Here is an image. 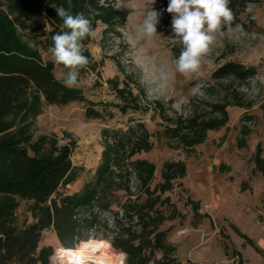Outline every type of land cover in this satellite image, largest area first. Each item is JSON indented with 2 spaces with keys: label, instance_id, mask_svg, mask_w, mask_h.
Masks as SVG:
<instances>
[{
  "label": "rangeland",
  "instance_id": "rangeland-1",
  "mask_svg": "<svg viewBox=\"0 0 264 264\" xmlns=\"http://www.w3.org/2000/svg\"><path fill=\"white\" fill-rule=\"evenodd\" d=\"M98 2L104 8L127 14L124 20L117 18L112 24L101 20L95 23L96 36L89 38L86 47L96 68L81 75L75 86L88 102L98 104L96 109L105 111V118L87 120V105L73 103L65 107L45 106L35 124V138L55 135L59 145L75 144L71 160L74 166L83 168V173L66 191L81 190L94 175L103 151L102 131L125 129L130 119H134V123H144L151 135L152 150L138 153L133 160L155 164L152 189L162 182L161 170L166 161H184L190 171L163 196L168 202L161 207L169 218L162 229L169 230L167 239L171 245L179 246L184 257L190 255L191 260L187 259L186 264H264V174L258 169L255 158L258 155L264 162V0L242 2L232 31L222 30L218 34L210 54L203 60L199 76L184 77L175 73L174 78L171 76L175 72L174 50L180 49L179 56L181 46L173 47L167 40L172 34V16L166 11L168 0H156L155 7L161 12L157 32L161 36L150 48L157 67L170 73L163 95L151 76L153 69L144 64L138 53L143 42L136 37V27L144 0ZM232 13L234 18L235 10ZM28 25L27 30L20 31L22 39L38 50L44 61H52L46 46L52 29L46 7ZM228 61L254 67L258 74L244 83L212 81L213 71ZM54 74L63 82L65 73L57 65ZM111 80L131 89L148 111L142 114L128 111L123 115L115 106L120 101L111 90ZM181 98L187 103L173 107ZM154 102L162 105L163 114L154 110ZM226 103L228 122L218 130L207 132L204 143L210 141L209 146L185 148L178 139L170 137L173 128L182 134L188 132L186 120L191 117L198 121L219 117L216 105ZM203 168L208 169L205 176L200 174ZM132 187L136 195L137 184L133 182ZM141 198H145L144 194ZM126 200L127 193L120 192L113 211H119ZM193 203L199 204L198 213ZM25 208L22 203L18 210L20 221L27 218L31 222ZM111 216L102 214L103 219L109 220L110 229ZM172 216L175 218L170 219ZM106 235H111V231L101 228L90 232L89 241L96 243L79 248L80 243L71 253L65 249L61 264H72L84 258L105 264L102 258L107 256H116L122 262L120 254L127 264L126 254L116 250ZM202 239L209 242L196 248ZM42 247H52L51 264H59L55 252L62 246L52 230L43 233ZM86 249L91 253L86 255Z\"/></svg>",
  "mask_w": 264,
  "mask_h": 264
},
{
  "label": "trees",
  "instance_id": "trees-1",
  "mask_svg": "<svg viewBox=\"0 0 264 264\" xmlns=\"http://www.w3.org/2000/svg\"><path fill=\"white\" fill-rule=\"evenodd\" d=\"M242 2L230 0V8L235 10L231 26ZM43 7L52 28L46 39L48 48L52 46V37L62 31L58 7L70 8L72 14L83 12L91 19L93 28L98 20L112 24L127 15L100 6L98 0H0V264H51L53 248H40L45 231L52 230L60 245L73 251L80 243L79 248L96 243L89 241L90 232L101 228L111 231L106 238L116 250L126 254L127 264H181L174 256L176 248L168 242L169 230L162 229L169 218L161 207L168 202L163 196L186 177L187 165L184 161L164 162L162 182L152 189L155 164L133 160L138 153L153 148L144 123L130 119L125 129L105 128L99 165L82 189L74 193L66 189L83 173V168L74 166L71 160L75 144L59 145L55 135L35 138L36 119L45 106L84 103L87 120L105 118V111L96 109L98 104L88 102L79 89L65 87L55 77L56 65L44 61L39 51L22 39L20 31L29 28V21ZM88 42L89 38L83 41L84 55L90 62L80 76L96 68L86 47ZM178 50H174V58ZM57 67L62 71L61 66ZM257 74L254 67L228 61L213 71L211 79L244 83ZM109 84L120 101L115 106L123 115L128 111L141 114L148 111L127 86L120 87L115 80ZM153 106L164 113L159 102ZM226 107L227 103L216 105L220 114L216 118L187 119L188 132L182 134L173 128L170 137L178 139L185 148L203 144L208 131L218 130L228 122ZM255 158L264 174V162L258 155ZM133 182L139 189L136 195L132 193ZM120 192L127 193V200L119 211H113ZM22 203L31 222L27 218L20 221L18 210ZM193 208L198 213L199 204L193 203ZM104 213L112 214L111 229L109 220L102 218ZM120 255L123 262L124 255Z\"/></svg>",
  "mask_w": 264,
  "mask_h": 264
},
{
  "label": "clouds",
  "instance_id": "clouds-1",
  "mask_svg": "<svg viewBox=\"0 0 264 264\" xmlns=\"http://www.w3.org/2000/svg\"><path fill=\"white\" fill-rule=\"evenodd\" d=\"M230 0H168L166 11L171 14L172 34L167 37L173 47L181 46L178 57L173 63L175 73L184 77L199 76L204 58L210 54L218 34L227 27L232 31L233 13L229 7ZM156 0H144L139 12L140 20L136 27V37L143 42L138 49L144 64L153 69L151 76L161 95L170 73L157 67L156 58L151 54V43L161 36L157 32L161 12L156 7ZM58 17L63 21L62 31L52 37V46L48 49L52 62L62 67L64 71L63 84L72 88L78 85L82 69L89 64V58L84 55L83 41L94 38L96 32L92 21L83 12L72 14L71 9L56 8ZM202 87V85L197 86ZM187 103L181 98L173 107ZM71 253V249H67ZM72 264H75L73 261Z\"/></svg>",
  "mask_w": 264,
  "mask_h": 264
},
{
  "label": "crops",
  "instance_id": "crops-1",
  "mask_svg": "<svg viewBox=\"0 0 264 264\" xmlns=\"http://www.w3.org/2000/svg\"><path fill=\"white\" fill-rule=\"evenodd\" d=\"M209 144H210V141H206V143H203V147H207V146H209ZM211 144H212V142H211ZM190 173V171L188 170V168H187V173ZM201 173V175L203 176H205L206 175V173L208 172V169H205V168H203V169H201V171H200ZM209 242V239L208 240H203L202 239V241L201 242H199L198 243V246L196 247V248H199L203 243H208ZM195 248V249H196ZM175 258H177V260L181 263V264H186L188 261H187V259L188 260H191L190 259V255H187L186 257H184V253L183 252H181V250H180V247L178 246L177 248H176V252H175ZM196 258V257H195Z\"/></svg>",
  "mask_w": 264,
  "mask_h": 264
},
{
  "label": "bare ground",
  "instance_id": "bare-ground-1",
  "mask_svg": "<svg viewBox=\"0 0 264 264\" xmlns=\"http://www.w3.org/2000/svg\"><path fill=\"white\" fill-rule=\"evenodd\" d=\"M63 248V247H62ZM64 250H65V248H63ZM77 250V249H76ZM65 253V252H64ZM63 253V254H64ZM88 253H91V250L90 249H86L85 250V254L86 255H88ZM115 258H112V257H108L107 256V258H102L103 259V262L105 263V264H122V262L119 260V259H117V257L116 256H114ZM88 258H84V259H82V260H80V261H74L75 262V264H86V260H87Z\"/></svg>",
  "mask_w": 264,
  "mask_h": 264
},
{
  "label": "built area",
  "instance_id": "built-area-1",
  "mask_svg": "<svg viewBox=\"0 0 264 264\" xmlns=\"http://www.w3.org/2000/svg\"><path fill=\"white\" fill-rule=\"evenodd\" d=\"M65 252V250L60 247L56 250L55 255L57 257V260L59 261V264L62 263V255ZM86 264H97L93 259H87Z\"/></svg>",
  "mask_w": 264,
  "mask_h": 264
}]
</instances>
